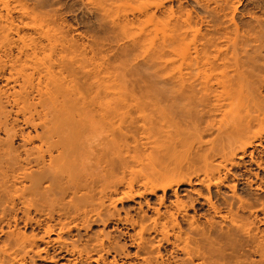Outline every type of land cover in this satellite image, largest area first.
I'll return each instance as SVG.
<instances>
[{
    "label": "rangeland",
    "instance_id": "374dc122",
    "mask_svg": "<svg viewBox=\"0 0 264 264\" xmlns=\"http://www.w3.org/2000/svg\"><path fill=\"white\" fill-rule=\"evenodd\" d=\"M187 43L191 54L198 47L217 58L210 57L206 84L173 80ZM21 67L33 84L50 70L78 85V203L66 209L80 215L65 222L70 231L63 237L69 246L95 248L92 258L100 260L77 264H142L140 257L156 264H264V162L256 166L248 156L264 160V136L246 154L232 155L222 124L232 126L224 110L230 95L240 94L238 110L248 109L252 130L264 126V0H0V112L9 123L16 118L11 100L24 88ZM102 78L106 98L97 85ZM30 92L28 101H35ZM14 123L24 134L40 132L20 115ZM4 127L1 115L0 153L9 143L13 158L24 157L20 136L6 140ZM9 158L0 162H14ZM206 165L213 170L207 185L200 181ZM176 179L182 183L164 194L160 186L149 191ZM22 225L5 232L44 236V223ZM139 233L142 244L132 243ZM106 237L116 252L96 250ZM5 238L0 234V245ZM42 249L57 253L38 242L40 255ZM56 259L30 253L22 264L63 263Z\"/></svg>",
    "mask_w": 264,
    "mask_h": 264
},
{
    "label": "bare ground",
    "instance_id": "6f19581e",
    "mask_svg": "<svg viewBox=\"0 0 264 264\" xmlns=\"http://www.w3.org/2000/svg\"><path fill=\"white\" fill-rule=\"evenodd\" d=\"M154 28V31L158 30L157 26ZM195 33H192L189 42H195ZM194 44L196 45V43ZM188 47V43L182 46L183 56L177 67L173 68V80L175 83L182 85L190 80L197 81V79H201L202 84H206L212 77L210 73H207L209 68H213L211 61L217 58L210 56L211 60L208 56L210 54L197 49L198 47H193L194 54H191ZM183 68L189 70L187 75L182 72ZM17 74L22 77L24 88L23 92H20L11 100V104L16 108V118L12 123H9V114L5 118L6 115L2 111L0 116L2 115L5 121L6 140L11 141L14 137L20 136L24 157L15 156L13 158V150L9 143L4 144L5 149L0 153V158L10 156L9 160L14 161L0 162V234L6 236L2 245H0V264H13V262L22 264L25 257L30 253H34L41 260L48 262L56 261V258L62 259L63 263L61 264H77L81 261L87 263L90 260L98 263L100 260L99 255L92 258V252L95 248H78L77 246H71L72 244L69 246L66 242L67 239L63 237V233L70 231L65 222L68 220L74 221L80 215L78 209H74L72 212L66 209L74 203H78V199L75 197L78 192V85L74 79L61 73L51 74L50 70L45 72L43 80L39 78L35 84L32 83L29 74L26 73L23 67L17 70ZM214 78L217 80L216 77ZM223 79L222 76L218 83L224 85L226 81L224 82ZM101 80L97 85L104 92L103 98L109 97L108 80L107 78ZM193 81L190 84H193ZM30 90L37 95V99L32 102L28 101ZM166 92L164 91V93ZM223 93L228 95L227 90H222L221 94ZM230 99V103L227 104L228 109L224 111L225 114L228 112L231 115L233 124L226 129L225 123L222 122L224 137L232 155L237 151L246 154L247 148L255 142H259L264 136V128H262L264 126L260 124L257 129L252 130L254 119L249 116L248 109L238 110L239 105L241 106L243 102L241 95H230ZM198 100L199 103H205L206 97L202 96ZM101 103L104 107H108L107 100ZM177 106L175 108L178 109L179 106ZM19 115L26 127L30 126L31 129L35 130L40 129V132L30 136L29 133L24 134L20 129H16L14 122H16ZM221 121L224 120L220 119V125ZM219 129L222 131V127H219ZM34 141H38L39 144L33 145ZM53 152H56V155H53ZM248 156L249 162L256 166L264 162L260 157L259 159L255 158L252 151L248 152ZM46 157H48V162L45 163ZM31 166L40 167V171L37 174L27 173ZM212 173V168L206 165L200 181L207 185ZM186 181L190 182L191 179L188 178ZM220 182L221 180H218V183ZM181 183L180 179L174 181L162 180L158 185L151 184L149 191L153 192L155 189L161 188L164 194L167 189L173 186L177 187ZM68 193H71L72 197H70V201L67 200V203H65V197ZM141 194L143 193L141 192ZM130 196L128 195V197ZM135 196H138V194L132 195V197ZM203 199L209 201L208 197ZM32 213L43 216V219L34 218L31 215ZM90 213H94L96 217L100 216V212L97 210L90 211ZM83 214L86 215L84 212ZM19 222L23 224V227L31 224L39 227L44 223V236L34 234L27 236L19 231L16 233L12 231L5 232L4 227L9 228L10 225L16 227ZM142 231L143 228L140 232ZM49 235H54V237L50 238ZM161 235L162 239L167 238L166 227L162 229ZM38 242L43 243L46 248L53 247L57 253L49 256L46 250L42 249L44 255H40L41 250H38ZM142 242L143 236L141 233L138 234L137 241L132 240V243L135 244L140 243L141 245ZM96 247L98 252H116L114 242L110 241L108 237H106V240H100ZM177 249L184 252L189 259L194 257L193 250L187 244H179ZM140 258H142V264H156L147 258Z\"/></svg>",
    "mask_w": 264,
    "mask_h": 264
}]
</instances>
